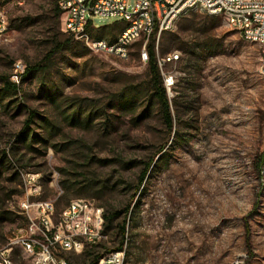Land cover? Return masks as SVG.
Wrapping results in <instances>:
<instances>
[{"label": "rangeland", "instance_id": "obj_1", "mask_svg": "<svg viewBox=\"0 0 264 264\" xmlns=\"http://www.w3.org/2000/svg\"><path fill=\"white\" fill-rule=\"evenodd\" d=\"M56 2L0 0L8 23L0 38V78L10 79L15 63L38 68L22 83L10 80L18 94L0 93V155L9 164L0 183V213H8L0 248L27 223L19 203L26 175H34L38 195L28 202L51 201L55 218L75 199L114 216L98 243L59 254L69 264H91L113 250L123 219L122 264H264L260 47L221 17L198 10L162 33L154 48L178 56L163 67L174 79L169 133L151 98L147 66L137 56L121 60L90 51L86 40L65 33ZM91 22L88 39L104 33L107 42L111 36L101 28L119 25L113 18ZM182 42L210 45L212 53L203 63H187ZM30 112L34 122L21 134ZM161 149L162 165L155 163ZM151 158L153 168L137 192ZM13 258L34 262L17 247Z\"/></svg>", "mask_w": 264, "mask_h": 264}, {"label": "built area", "instance_id": "obj_2", "mask_svg": "<svg viewBox=\"0 0 264 264\" xmlns=\"http://www.w3.org/2000/svg\"><path fill=\"white\" fill-rule=\"evenodd\" d=\"M60 13L62 26L72 38L84 42L83 29H94L91 18H113L118 23L134 22V29L128 34H118L119 45L106 47L103 43L92 41L90 51L109 55L121 60L129 56L123 55V45L142 41L144 52L140 53L138 61L144 65L148 62V44L159 30L171 31L177 19L191 11L203 14H225L229 17L232 29L245 30V36L252 37L254 44L260 47L259 74L264 77V0H134L129 6V0H61L56 2ZM8 30L7 19L0 14V38ZM155 38H154V46ZM173 62V57L167 61L155 60L162 77L166 93H170L172 75L163 72V67ZM10 80H20L24 68L20 63L13 65ZM25 197L19 203L26 214L27 223L23 229H18L16 235L0 248V264H11L5 261V248L17 247L32 257L34 264H69L60 257L61 253H80L85 246H91L104 238L103 210L85 199L70 201L54 217V205L51 201H37L30 204L29 197L38 195V184L34 175H26ZM33 214L31 215L30 212ZM124 251H119L118 257L104 255V261L96 264H122Z\"/></svg>", "mask_w": 264, "mask_h": 264}, {"label": "trees", "instance_id": "obj_3", "mask_svg": "<svg viewBox=\"0 0 264 264\" xmlns=\"http://www.w3.org/2000/svg\"><path fill=\"white\" fill-rule=\"evenodd\" d=\"M56 8H57V6H56ZM118 24L119 25L114 26L112 28H105V29L101 28V30L102 29L106 30L107 35L111 36V38L109 39V42L115 41L118 34H120V32L122 31V25L120 23H118ZM118 27L120 29H117ZM209 27H211V24H209L208 29H209ZM103 34L104 33L99 34V36L97 38L105 39V38H103ZM154 38L155 37L153 35V37L150 39L149 44H148V57H149V59H148V62L146 64L147 76H148V85L150 88L151 98L154 100L155 104L158 107V112L160 114L162 123H163L164 127L166 128V130L169 133H171L173 131V118H172V114H171V106H170L169 99L167 97L166 90L163 86L162 77H161L160 72H159V70L156 66V63H155ZM182 44H183L182 55L186 59L185 62H187V63H190V62H195L197 64L203 63L206 60L205 58L207 57V55L212 53V50H211L212 47H210V45H206L205 49H202L201 47L199 48L196 45L194 46L193 44H189V43H185V42H182ZM198 49H202L204 53H201L202 55L197 54L196 50H198ZM209 50H211V51H209ZM131 54H130V56H137V53L135 55L134 54L131 55ZM36 70H38L37 67H25L24 72L21 75L20 83H22V81L24 79H26V77L31 75ZM0 84L2 85V88L0 90L1 94L3 93V94L16 95L19 93V87L17 85H15L14 83H12L8 77L0 78ZM34 118H35V113L30 112L28 115V118L24 124V127L22 129L21 134H25V132L28 131V129L30 128V125L34 122ZM156 156L157 157L159 156V157L156 159L155 163H159L161 165L166 163V160H164V157H166V156H165V153L163 152V149L158 151ZM154 158L149 159L144 164L143 169L138 176V181H137V186H136L137 192L139 191V189L142 187V185L146 181L147 174L150 173V171L152 170V168H153L152 164L154 163ZM7 165H9V164L7 163L6 156L4 154L0 155V183L3 181V169L2 168L7 166ZM128 211H129V206H127L125 208L124 216H126ZM6 214H8V213H0V224L4 220L7 219ZM103 218H104L103 233H104L106 231L105 229L108 227V223L110 224L113 221L114 216L103 214ZM118 228H119L118 229V235L120 238V242L118 243V245L113 250L107 251V253L114 252V251H120L123 249L124 237L126 235L125 219H123L121 221ZM0 238H1V234H0ZM100 258L101 257H99V256H94L91 264H96Z\"/></svg>", "mask_w": 264, "mask_h": 264}, {"label": "bare ground", "instance_id": "obj_4", "mask_svg": "<svg viewBox=\"0 0 264 264\" xmlns=\"http://www.w3.org/2000/svg\"><path fill=\"white\" fill-rule=\"evenodd\" d=\"M57 2H61V0H57ZM213 17H221L227 24H229V17H225V14L213 15ZM176 21H175V23H176ZM123 23H124V27L122 28V31L120 32V34H128V32L130 30L134 29V22H123ZM175 23H174V25H175ZM86 30H88V29L82 30V37H87L85 34ZM237 30L239 31V33L241 34V36L243 37V39L245 41L254 43V40H252V37L245 36V30H243V29H237ZM164 32H167V30H159V32H156L155 33V41H158L159 36ZM85 40H86L85 41L86 45L90 49L92 48V41H98L100 43H103V45L106 47H116L119 45V37H117L114 42H107L104 39H88V37ZM133 49L137 50V58H140V53L144 52V44L142 43V41H134V43H127V45H123V55L131 57L130 54H131ZM154 53H155V60H158V61H167V59H170V57H173V61L178 59V56H175L174 54L168 55V56H161V55H159L157 49H155V48H154ZM173 80L174 79L172 77V80L170 83V91H171V88H173V86H174ZM20 229H23V227ZM13 248L14 247L5 248V261H11V264H15L14 258H13ZM118 256H119V251L109 253V257H118ZM99 261H104V257L101 258ZM32 264H34V262Z\"/></svg>", "mask_w": 264, "mask_h": 264}, {"label": "water", "instance_id": "obj_5", "mask_svg": "<svg viewBox=\"0 0 264 264\" xmlns=\"http://www.w3.org/2000/svg\"><path fill=\"white\" fill-rule=\"evenodd\" d=\"M158 157H159V156H158ZM158 157H157V158H158Z\"/></svg>", "mask_w": 264, "mask_h": 264}]
</instances>
